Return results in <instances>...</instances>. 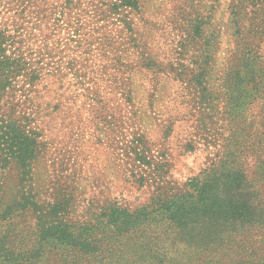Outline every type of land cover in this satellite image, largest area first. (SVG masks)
<instances>
[{
	"label": "rangeland",
	"instance_id": "1",
	"mask_svg": "<svg viewBox=\"0 0 264 264\" xmlns=\"http://www.w3.org/2000/svg\"><path fill=\"white\" fill-rule=\"evenodd\" d=\"M63 2L0 8L56 75L1 105L35 115L42 144L27 169L0 164V245L42 246L52 228L70 263L264 264V0H137L79 25Z\"/></svg>",
	"mask_w": 264,
	"mask_h": 264
},
{
	"label": "trees",
	"instance_id": "2",
	"mask_svg": "<svg viewBox=\"0 0 264 264\" xmlns=\"http://www.w3.org/2000/svg\"><path fill=\"white\" fill-rule=\"evenodd\" d=\"M50 0H14L17 2L19 7L28 8L29 6H35L39 11L37 14H42L46 12V9H43L47 2ZM137 0H64L62 4L61 13L64 10H68L66 7H71L72 13L70 12L71 17H73L76 23L81 22L84 17H88L91 20H95L98 17V21H105L106 18L111 15L119 16L121 18V9H135L137 6ZM263 4V0H238L239 4H246L247 2ZM4 0H0V8L4 7ZM261 2V3H260ZM101 5V6H100ZM103 7L106 9H103ZM55 9V7L53 8ZM59 20V18H57ZM238 20V19H237ZM121 21V19H120ZM235 35L238 39H244L245 35L248 33L246 29L239 25L235 17ZM77 23V25H79ZM256 35H264V26L260 27L256 31H253ZM250 33V31H249ZM23 39L19 38L17 31L10 30L5 27V25L0 21V148L2 146L9 147V153L0 159L1 165H8L11 161H15L24 169H27L31 165L32 161L35 160L36 156L41 150V141L39 139L42 137L41 132L37 127H32L31 124L34 122L32 116L33 114H24L23 117H16L17 105L11 103L9 113L3 114L1 105L5 98H13V95H8L10 92L17 90L18 85L23 83V87L26 84L34 85L37 82L44 81L46 76L49 78H54L56 75L47 73L44 75L45 65L52 66L55 64L53 62V57L43 56L42 53L36 52L33 49L28 47L23 48ZM29 52V53H28ZM253 53L250 49L242 51V56L247 57L248 59L252 56ZM248 59H243V62H248ZM151 64H155L156 61L152 58H148ZM241 59L237 60V62ZM155 71V70H153ZM233 75L231 72L230 76ZM52 78V82L54 79ZM12 100V99H11ZM10 101V100H9ZM3 207V206H2ZM0 207V210L2 209ZM60 206H51V215H56ZM1 218V216H0ZM99 222V221H97ZM105 222V221H103ZM107 223V221H106ZM104 224V228L105 225ZM103 225V223H102ZM114 227H117V222L113 221ZM93 231L90 233L87 232L83 238V244L89 245L88 238L94 231L99 228L94 226ZM37 233L40 231L41 227L37 225ZM43 231L42 237H40L42 246L27 247V248H11L0 245V264H112L108 263V259L96 262L93 259L86 261L84 263H77L75 261L65 262L62 258L64 256L53 247V243H56L60 238L66 239L67 234L57 231ZM91 230V229H90ZM73 238V235H70ZM38 239V237H37ZM71 246L70 249H67L69 254L65 255V258L72 257L74 255V248ZM110 250L107 251L106 255H110ZM86 253L89 256L103 255V249H92L88 247ZM56 259L58 263L53 262V259ZM254 259V258H253ZM247 263L246 261H239V264H260L259 262H253L250 260ZM141 264H153L142 262ZM170 264V263H169ZM238 264V263H233ZM263 264V263H261Z\"/></svg>",
	"mask_w": 264,
	"mask_h": 264
}]
</instances>
